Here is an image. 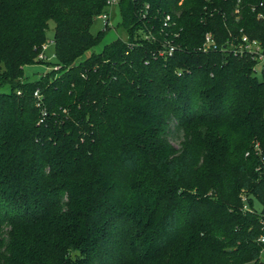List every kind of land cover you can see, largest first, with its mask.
I'll return each instance as SVG.
<instances>
[{"label": "trees", "instance_id": "1", "mask_svg": "<svg viewBox=\"0 0 264 264\" xmlns=\"http://www.w3.org/2000/svg\"><path fill=\"white\" fill-rule=\"evenodd\" d=\"M106 1L0 0V264H264V0Z\"/></svg>", "mask_w": 264, "mask_h": 264}, {"label": "built area", "instance_id": "2", "mask_svg": "<svg viewBox=\"0 0 264 264\" xmlns=\"http://www.w3.org/2000/svg\"><path fill=\"white\" fill-rule=\"evenodd\" d=\"M118 2L119 0H107L106 1V12L101 14V16H99L102 18L103 21H105V24L107 21H109L110 11L117 8ZM257 18L261 19L262 16L258 15ZM169 20H170L169 16H166L164 26H166ZM44 49L45 47H43V50ZM202 49L203 51H207L209 49L216 50V45L212 39V36L209 33L205 35L204 44H203ZM172 52H173V48H170L167 51V53H165L164 51V52H161L159 55L163 56L167 54L168 56H170ZM232 53L234 56H238V55L239 56L240 55L251 56V58L254 59L255 61L262 63L261 71L264 70V49L262 45L258 43L257 41L249 40L246 36H242L240 43L234 49H232ZM44 57H45L44 53H41L38 58L44 59ZM257 64L258 63L256 62L255 68ZM255 68H254V72L256 73ZM55 69H57V67ZM34 97L36 98V101H37L36 105L40 106L41 99L37 92L34 93ZM45 116H46V112L44 109H42L39 123L43 122ZM263 117H264V114H263ZM252 152L258 159V164L256 166L255 171L258 172L259 175L261 176V179L264 180V151L261 149L258 143H254ZM248 155H249V152H246L245 156H248ZM240 197L243 203L242 211L257 214V216L259 217L261 230H264V205L257 202L254 197H251L253 203L256 204L257 206V208H255L254 205L252 206V203L250 204L249 201H247V196L244 193H242ZM256 242L261 246V257H263L264 256V236L263 235L259 236Z\"/></svg>", "mask_w": 264, "mask_h": 264}, {"label": "rangeland", "instance_id": "3", "mask_svg": "<svg viewBox=\"0 0 264 264\" xmlns=\"http://www.w3.org/2000/svg\"><path fill=\"white\" fill-rule=\"evenodd\" d=\"M101 16V15H100ZM120 21V16L117 9H113L110 11V18L108 21V30L106 31L105 35L103 36L100 43L92 50L95 53L100 52L103 47L106 44H109L116 40L117 38H124V32L117 27V24ZM105 21L102 20L101 17H96L90 27V32L93 35H97L99 32H102L104 30ZM53 24H49V30L46 33V42L43 47L45 49L43 50V53L45 55L43 60L45 62L54 61V46H53ZM90 53V52H89ZM88 54V53H87ZM87 54H85L87 56ZM85 57V56H84ZM258 64L256 66V76L260 75L261 71V65L262 63L256 61ZM49 68H47L43 64L38 65H32V66H26L24 67V76L28 78L29 80H33L37 78L40 74H45ZM172 145L177 148V143L175 141H172ZM254 205L255 208H257L256 204L252 203V206ZM262 260H264V256L262 257Z\"/></svg>", "mask_w": 264, "mask_h": 264}]
</instances>
